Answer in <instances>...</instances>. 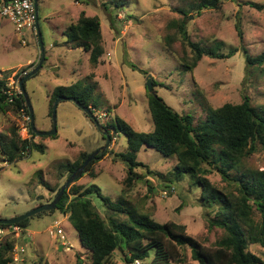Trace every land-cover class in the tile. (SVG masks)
<instances>
[{"label": "rangeland", "instance_id": "1", "mask_svg": "<svg viewBox=\"0 0 264 264\" xmlns=\"http://www.w3.org/2000/svg\"><path fill=\"white\" fill-rule=\"evenodd\" d=\"M221 1L220 8L198 12L199 0H38L45 61L25 81L39 130L52 129L51 94L55 88L76 82L90 88L97 103L92 111L100 124L110 128L113 139L105 149L108 153L93 165L96 177L86 173L74 183L96 185L102 195L114 202L125 200L126 209L149 214L156 222L184 224L187 233L206 247H214L226 235L224 228L211 225L212 220L222 219L217 217L218 205L205 204L200 184L189 174L177 173L176 156H166L153 147L138 152L137 159L146 167H138L139 179L127 185V166L116 153L127 150L128 136L118 130L116 118H123L138 132L154 129L148 106V76L156 83L154 91L180 114H191L195 125L206 119L208 107L241 103L245 94L253 105L264 107V64L249 67L245 54V50L252 56L264 53V0ZM115 3L124 5L116 7ZM83 12L100 20L103 52L98 64L80 45L72 47L63 34ZM238 22L244 32L243 40L237 31ZM181 25L193 42L212 46L223 41L224 51L234 47L238 51L227 59L203 56L192 72L185 71L179 56L186 55L191 62L192 53L182 38ZM167 35L177 36L173 42L177 55L166 50ZM40 58L37 36L26 32L21 37L13 24L0 15V76L7 78L12 92H21L20 74L35 69ZM28 117L22 109L0 115V133L9 134L15 129L22 138H33L46 146L44 153L32 151L13 163L7 162L0 151V218L23 215L52 202L68 179L67 162L106 144L95 122L71 100L59 102L55 135L32 136ZM256 169H264V147L260 145L230 174L240 176ZM207 177L222 191L237 192L235 182L223 179L218 171L213 170ZM170 185L175 191L163 194ZM92 199L106 218L102 198L94 193ZM56 221L63 229V238L50 234ZM17 246L21 264H79V259L80 264H91L90 251L82 246L68 215L58 209L30 217L28 229L17 237ZM248 249L264 259L260 244H249ZM184 253L185 261L172 264H199L189 248ZM114 259L117 264H126L118 251ZM151 259L132 264H149Z\"/></svg>", "mask_w": 264, "mask_h": 264}, {"label": "trees", "instance_id": "2", "mask_svg": "<svg viewBox=\"0 0 264 264\" xmlns=\"http://www.w3.org/2000/svg\"><path fill=\"white\" fill-rule=\"evenodd\" d=\"M0 1L2 4L9 0ZM221 3V0H199L196 9L198 12L202 9H217ZM114 5L119 7L124 4ZM252 5L258 9L263 8L255 3ZM179 11L185 14L184 11ZM240 25L238 22L236 27L239 37L243 40L244 32ZM180 32L192 53L191 62L186 55L179 56L181 58L178 61L185 71L192 72L203 56L227 59L238 51L235 47L224 51L223 41L212 46L193 42L189 39L184 25L180 26ZM65 35L71 46L80 45L84 51L90 53V60L94 64L99 63L103 51L100 46V20L97 16H88L83 12L79 20L69 26ZM176 39V35H167L164 38L166 50L172 55H177L173 45ZM245 54L249 67L264 64V53L252 56L245 50ZM22 73L19 80L25 76ZM154 83L153 86L156 85ZM60 96L75 97L91 110L97 107L90 88L76 82L55 88L51 94V113L53 102ZM148 106L154 122V129L150 132H138L123 118H116L118 130L128 136L127 150L116 153L127 166L126 184L131 185L133 180L139 179L136 171L138 167H146L137 159L142 148L153 147L166 156H176L177 173L189 174L200 184L205 204L218 205L217 217L222 219L212 220L211 225L224 228L226 235L219 238L214 247H206L187 233L184 224L175 221L159 223L149 214L140 213L133 208L126 209L125 200L114 202L110 197L102 195L100 188L93 184L86 187L73 183L55 209L43 212L49 213L58 209L68 215L79 234L82 246L91 253V264H117L114 259L116 251L126 264L151 257L149 264H172L185 261L184 251L188 248L193 259L199 264H264L263 258L248 249L249 244H260L264 247V169L243 172L240 176L230 174L242 159L257 150V146L264 147V107L253 105L249 95L245 94L241 103H225L217 108L208 107L206 119L195 125L191 114H180L156 92L149 90ZM11 109H22L29 114L24 96L20 92H12L7 78L0 76V115ZM104 127L111 135L109 126ZM28 130L32 136L36 135L31 125ZM111 138L113 139V135ZM45 150V144L37 143L33 138H22L15 129L9 134L0 133V151L9 163L22 160L32 151L44 153ZM107 153L108 151L100 153L92 160L82 176L88 173L95 178L93 165ZM90 154L82 152L79 159L67 162L65 168L69 172L68 178ZM213 170L218 171L223 179L235 182L237 192H224L215 186L207 177ZM148 172L153 173L150 169ZM168 187L175 189L172 185ZM94 193L104 202L106 218L93 203ZM29 219L26 218L15 225L25 231L29 227ZM12 226L0 224V228L4 229H11ZM16 246L15 233L8 234L0 245V264H10L13 261Z\"/></svg>", "mask_w": 264, "mask_h": 264}, {"label": "water", "instance_id": "3", "mask_svg": "<svg viewBox=\"0 0 264 264\" xmlns=\"http://www.w3.org/2000/svg\"><path fill=\"white\" fill-rule=\"evenodd\" d=\"M35 6H36V10H37V15H38V0H35ZM38 21H39V19L37 18L36 27H37V33H38V39H39V46H40V50H41V58H40L38 66L35 69H33L30 73L26 74L24 76V78L22 80H20V82H19V87L21 90L20 93L24 96V98L26 100V104H27L28 109H29V114H30V118H31L30 124H31L32 130L38 136H52V135L57 134V108H58L59 102L63 101V100H71V101L75 102L95 122V124L97 125L99 130L106 137V144H105V146H103L100 149L96 150L95 152L91 153L87 157L85 162L66 180V182L61 187V189L59 190V192L57 193L56 197L54 198V200L52 202H48L46 204L39 205L36 208L32 209L31 211H29L23 215H19V216L12 217V218H0V224L14 225L20 221L25 220L26 218H30L32 216H35V215H37L43 211H51V210L55 209L56 206L58 205L59 201L61 200V197L64 195L65 191L71 186V184H73L76 180H78L82 176V174H83L85 168L88 166V164L92 160H94L100 153H103L105 151V149L111 143V136H110L109 131L107 129H105L102 124H100V122L97 120V117L95 116L94 112L90 109V107L82 105L75 97L60 96L55 100L53 107H52V113H51V117H52V129L51 130H48V131L39 130L36 127L34 110H33V107L31 105L30 96H29V94L26 90V87H25V81L28 78H30L31 76L35 75L42 68L43 63L45 61V48H44L42 33L40 30ZM147 88L150 92H152V93L155 92L154 86H153V77H151V76L147 77ZM63 247H64V245H61L60 249H63Z\"/></svg>", "mask_w": 264, "mask_h": 264}, {"label": "built area", "instance_id": "4", "mask_svg": "<svg viewBox=\"0 0 264 264\" xmlns=\"http://www.w3.org/2000/svg\"><path fill=\"white\" fill-rule=\"evenodd\" d=\"M0 14L3 18L10 21L17 33L24 37L26 32H31L37 36V10L35 6V0H9L1 4ZM23 44H26V40H22ZM30 117H28L29 119ZM174 191V188L164 190L163 194L167 195L168 192ZM51 236H58L63 238V229L60 226V222L56 221L50 229ZM22 228L13 225L11 229L0 228V245L4 242L5 237L10 233H15L17 237L22 233ZM18 246L14 249L13 261L10 264H21V260L17 255Z\"/></svg>", "mask_w": 264, "mask_h": 264}, {"label": "clouds", "instance_id": "5", "mask_svg": "<svg viewBox=\"0 0 264 264\" xmlns=\"http://www.w3.org/2000/svg\"><path fill=\"white\" fill-rule=\"evenodd\" d=\"M0 3H1V1H0ZM1 7V6H0ZM38 19H39V17H38ZM37 38H38V33H37ZM38 41H39V39H38ZM27 44V43H26ZM26 44H24V45H26ZM38 66V65H37ZM30 73V72H29ZM27 73H25V75H26ZM30 117V116H29ZM31 119V118H30ZM110 133V132H109ZM111 136V135H110ZM106 138V137H105ZM174 191H175V189H174ZM15 225V224H14ZM137 261H139V260H137Z\"/></svg>", "mask_w": 264, "mask_h": 264}, {"label": "crops", "instance_id": "6", "mask_svg": "<svg viewBox=\"0 0 264 264\" xmlns=\"http://www.w3.org/2000/svg\"><path fill=\"white\" fill-rule=\"evenodd\" d=\"M0 6H1V3H0ZM1 15V14H0ZM7 20V19H6ZM8 21V20H7ZM10 22V21H9ZM64 35H65V33H63ZM66 36V35H65ZM67 41V40H66ZM71 48V47H70ZM29 62H31L30 60H29ZM21 66V65H20ZM18 67V66H17Z\"/></svg>", "mask_w": 264, "mask_h": 264}, {"label": "flooded vegetation", "instance_id": "7", "mask_svg": "<svg viewBox=\"0 0 264 264\" xmlns=\"http://www.w3.org/2000/svg\"><path fill=\"white\" fill-rule=\"evenodd\" d=\"M105 137V136H104Z\"/></svg>", "mask_w": 264, "mask_h": 264}]
</instances>
